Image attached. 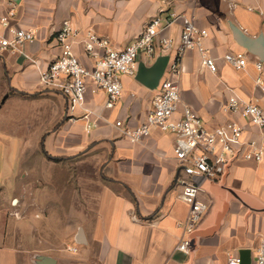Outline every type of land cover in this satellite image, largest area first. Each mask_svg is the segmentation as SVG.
Returning <instances> with one entry per match:
<instances>
[{"label": "crops", "instance_id": "0c3cea01", "mask_svg": "<svg viewBox=\"0 0 264 264\" xmlns=\"http://www.w3.org/2000/svg\"><path fill=\"white\" fill-rule=\"evenodd\" d=\"M10 1L0 0V16L8 11ZM12 1L17 12L13 22L34 29L36 39L26 43L22 52L0 53V69L6 77L0 94L8 95L0 103V264H227L228 257L243 248L252 250V264H256L255 254L264 237V162L240 156L220 182L205 183L199 197L208 208L189 235L190 251L184 252L178 244L185 235L189 206L180 199L183 186L177 181L176 134L155 128L133 143L116 125L122 120L128 127L139 126L159 88L123 75L122 96L107 109L106 92L90 81L85 106L96 111L98 122L88 129L97 115L70 120L67 97L46 88L40 70L61 53L55 33L65 20L81 31L108 36L113 47L124 48L151 17L176 12L208 30L204 44L218 70L207 67L198 48L185 51L179 78L181 104L175 118L188 104L211 130L236 121L244 128L245 140H261L259 127L226 111L224 105L239 95L264 108V94L257 85L259 76L264 79V0ZM182 27L180 18L164 30L162 35L172 37L174 47H159L156 58L168 56L170 62ZM74 50L85 66L95 65L83 49L82 38ZM226 53H244L247 65L231 66ZM156 58L140 57L138 64L151 65ZM167 69L168 65L161 81ZM8 87L14 94L6 93ZM27 95L31 107L25 103ZM25 105L31 108L27 115ZM26 117L33 119L35 132L49 134L46 149L59 157L42 161L54 171H65L48 176L57 190L45 197L50 202L41 197L46 185H41L35 169L25 175ZM9 122L15 123V131ZM90 155L101 163L104 174L96 191L89 190L83 173ZM79 169L80 173H73ZM30 176L32 185L26 184ZM52 180H62L63 190ZM58 230L64 233L58 235Z\"/></svg>", "mask_w": 264, "mask_h": 264}, {"label": "built area", "instance_id": "2783aa9c", "mask_svg": "<svg viewBox=\"0 0 264 264\" xmlns=\"http://www.w3.org/2000/svg\"><path fill=\"white\" fill-rule=\"evenodd\" d=\"M8 11L0 16V53L20 51L24 45L36 39V31L23 28L13 22L16 17L14 1H10ZM180 18L183 19L182 33L175 54L170 59L165 78L160 82L153 98V107L147 112L145 120L132 128L117 120L116 125L133 142H141L155 128L176 134L174 154L178 160L177 181L183 186L180 199L188 204V215L184 222V237L178 249L189 252L191 238L199 225L208 205L199 194L206 182L218 183L227 172L230 164L240 156L247 160L264 162V108L239 95H234L225 103L224 109L247 118L261 131L262 138L244 139V128L231 121L211 130L203 118L188 104L183 105L180 116L175 118L181 104L179 78L182 72V55L186 50L198 48L205 55L207 67L217 72L216 60L209 56L204 44L209 32L197 26L190 17L170 12L166 16L157 14L145 24L142 32L124 48H115L108 36L99 35L93 30L81 31L65 20L55 37L61 45V53L47 68L40 70V81L49 89L59 91L68 99L67 116L70 120L90 118L88 129L98 122L96 111L87 109L86 91L91 81L98 89H103L107 98L104 107L113 108L124 91L123 75L135 76L138 61L144 57L149 61L156 58L158 48L171 50L174 39L162 35ZM82 38L85 53L95 59L93 67L85 66L74 50V44ZM24 52V51H23ZM227 63L241 69L248 63L244 53H226ZM256 66L262 69L258 62ZM257 85L264 94V79L257 78ZM82 112L77 115L76 112ZM256 264H264V237L255 254ZM239 254H231L227 264H240Z\"/></svg>", "mask_w": 264, "mask_h": 264}, {"label": "rangeland", "instance_id": "374dc122", "mask_svg": "<svg viewBox=\"0 0 264 264\" xmlns=\"http://www.w3.org/2000/svg\"><path fill=\"white\" fill-rule=\"evenodd\" d=\"M0 83H2L4 85L5 81H6V77L3 74V72L0 69ZM14 90L11 89L10 87H8L7 92L8 94L12 95L14 94ZM5 95V93L0 94V103H1V99L3 98V96ZM28 96V95H27ZM31 97H26V101L25 103H29V106L31 107ZM27 105V104H26ZM25 105V114H29L31 108H28ZM14 108L11 107L9 110H13ZM24 123H25V138H26V149L24 152V160L26 163V171H25V175H27L29 173V171L31 172L33 169H35V172L38 173L41 177V185L45 186V190L44 192L41 193V197L45 199V197L48 199L50 193H54L56 192V188L52 187V184L50 183L49 180V174L52 173H56V174H65V171L63 170H57L54 171L53 169L50 168V165L48 162H43L42 159H51V158H59L54 156L53 154H51L47 149H46V139L47 136L49 135L48 133H37L35 132L36 128L33 125V119L30 117H26L24 119ZM9 127L11 128L12 132L15 131V123L14 122H9ZM92 155H90L88 158L90 159L88 161V163L86 164V166H83V169H85L86 171H83V173L87 174L88 179H89V190L91 191H96L97 189H99V181L100 179H103V171H102V165L101 163H96V161L91 160L93 159L91 157ZM41 159V161H40ZM28 164V165H27ZM80 173V169L79 171H73V173ZM71 174V173H70ZM55 179V178H54ZM28 181L29 185H32V177H29ZM54 185H58L60 184V189L63 190V186H64V182H62V180L60 181H54L52 180ZM77 185H79V182L77 183ZM32 189V188H31ZM30 192V191H29ZM31 196V195H30ZM45 199L46 201L50 202L49 200ZM54 217H58L61 216L59 214H54ZM60 225V224H58ZM58 235H60V233H64L63 230H58ZM61 240V236L57 237V241L59 242Z\"/></svg>", "mask_w": 264, "mask_h": 264}, {"label": "water", "instance_id": "95a60500", "mask_svg": "<svg viewBox=\"0 0 264 264\" xmlns=\"http://www.w3.org/2000/svg\"><path fill=\"white\" fill-rule=\"evenodd\" d=\"M20 1V0H15ZM169 62L168 56H159L156 60L148 65L144 62L138 64V70L135 75V78L146 85L147 87L154 89L159 86L160 81L166 71L167 65ZM8 95H5L2 99V103L5 102ZM241 263L240 264H252L253 256L252 250L249 248H243L239 252Z\"/></svg>", "mask_w": 264, "mask_h": 264}, {"label": "trees", "instance_id": "16d2710c", "mask_svg": "<svg viewBox=\"0 0 264 264\" xmlns=\"http://www.w3.org/2000/svg\"><path fill=\"white\" fill-rule=\"evenodd\" d=\"M57 160L59 159V158H56Z\"/></svg>", "mask_w": 264, "mask_h": 264}]
</instances>
